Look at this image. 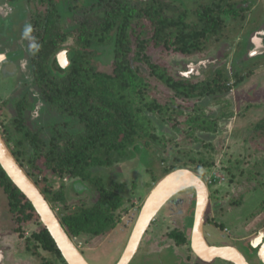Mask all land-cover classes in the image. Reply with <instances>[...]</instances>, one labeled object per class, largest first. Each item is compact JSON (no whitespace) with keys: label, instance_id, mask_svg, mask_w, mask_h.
<instances>
[{"label":"rangeland","instance_id":"rangeland-1","mask_svg":"<svg viewBox=\"0 0 264 264\" xmlns=\"http://www.w3.org/2000/svg\"><path fill=\"white\" fill-rule=\"evenodd\" d=\"M55 1L59 5L60 0ZM212 1L218 0H130L139 8L158 3L166 15L182 16L193 25L200 24V7ZM231 1L238 15H223L221 35L217 40L208 39L203 51L186 55L162 45L148 48L151 60L166 67L174 76L198 81L211 78L216 69H222L231 86L226 91L192 99L174 98L172 91L162 84H158L157 93L150 91L162 103H170L166 112L151 115L159 143L142 148L140 156L129 150L127 156L112 165L92 169L106 188L119 192L123 205L115 212L116 226L107 233L71 237L91 264L117 263L144 200L166 171L175 166L191 169L208 187L204 233L210 244L234 245L246 252L244 246L249 247L250 239L264 232V0ZM92 2L83 3L77 9L82 17L92 16L93 20H99L103 12H95L96 4ZM97 9H101L98 4ZM64 17L62 29L75 24V15L65 14ZM145 23L150 31L147 19ZM67 31L65 45L77 46V29L70 27ZM111 52L110 45H98L95 63L107 69L112 62ZM142 69L147 68L142 66ZM23 70H26L24 64ZM20 85L17 94L30 89L36 100V86L30 82ZM8 89V93L1 94L0 101L11 94L12 87ZM15 96L13 93L11 99ZM39 103L47 106L42 100ZM41 111L43 113L29 126L33 129L42 126L40 137L46 143L54 125L72 134L82 129L76 119L66 121L63 113ZM13 114L11 104L6 109L0 108V134L11 151H19L18 163L26 173H32L27 161L33 149L26 139L24 145L16 148L15 142L21 136L12 123ZM194 115L216 123L215 130L195 128L196 123L189 121ZM37 164L42 165L41 158ZM36 174L32 178L38 182L40 190L47 186L52 192L63 188L65 205L55 202L53 209L59 218L76 206L91 204L96 198V186L87 181L68 175L60 179L49 170L43 175ZM51 195L47 200L52 206ZM194 210L193 188L182 190L169 199L155 215L129 264H233L219 258L202 261L193 253L190 243L178 245L169 237L171 231L178 229L186 233L190 241ZM40 223L20 226L0 187V264H63L54 253L44 250L35 241L32 233ZM249 259L257 264L255 258Z\"/></svg>","mask_w":264,"mask_h":264},{"label":"trees","instance_id":"trees-1","mask_svg":"<svg viewBox=\"0 0 264 264\" xmlns=\"http://www.w3.org/2000/svg\"><path fill=\"white\" fill-rule=\"evenodd\" d=\"M91 1L101 7V18L93 20L89 16L93 22L80 30V47L72 48L70 67L62 71L60 78L48 79L43 89L45 109L54 114L57 112L56 115L63 113L66 121L76 119L82 125L81 131L72 134L54 125L46 143L40 137L43 127L33 129L21 125L24 119L16 126L21 136L15 142L16 148L24 145V139L28 141L33 153L27 162L30 168L38 171V175L49 170L60 179L68 175L96 186V198L91 204L76 206L60 216L70 237L82 234L100 236L116 226L115 212L123 205V198L116 190L106 188L92 169L112 165L127 156L129 150L140 156L142 148L159 143L151 115L166 112L170 103H162L159 97L150 93L151 90L157 93L158 84H162L172 91L174 98L192 99L223 92L231 86L222 69H216L211 78L198 81L172 75L166 67L151 60L147 52L150 45H162L186 55L199 53L204 50L208 39L217 40L221 35L223 15H238L231 0L202 5L199 25L187 23L182 16L166 15L158 3L139 8L130 0ZM48 16L52 19V13ZM145 19L149 21L150 31ZM98 45H110L112 49V62L107 69L94 61ZM53 50L55 53L57 48ZM39 72L43 74L44 67ZM189 121L196 123L195 128L215 130L216 123L200 115H194ZM12 154L19 161V151L12 150ZM40 158L42 165L37 164ZM177 168L180 166L165 174ZM33 170L32 173L36 174ZM32 173L28 171L27 174L32 178ZM0 187L20 226L39 222L32 204L1 165ZM51 190L50 186L41 189L46 199L52 194V208L55 202L65 205L63 188ZM32 235L44 250L54 253L63 264H67L42 223ZM169 237L178 245L189 243L188 235L178 229L171 231Z\"/></svg>","mask_w":264,"mask_h":264},{"label":"flooded vegetation","instance_id":"flooded-vegetation-1","mask_svg":"<svg viewBox=\"0 0 264 264\" xmlns=\"http://www.w3.org/2000/svg\"><path fill=\"white\" fill-rule=\"evenodd\" d=\"M67 1L66 3V0H60L59 5H57L55 0H0V55L3 57L0 59V96L2 97L3 95L1 94L8 93V88L12 87L11 94L3 97L0 101V108L6 109L9 104L13 105L12 123L15 127L22 122V119L24 121L21 125L31 127L29 126L31 121L36 120L43 113L41 110L45 109L39 103L42 100L46 104L43 93L45 82L48 79L60 78L59 75L62 74V71L70 67L72 48L80 47V44L78 42L75 47L65 45L69 34L67 30L70 27L76 28L79 38L80 30L90 26L91 22H93L89 16L82 17V13L77 9L83 3L84 5L88 3L86 0H82L81 3H78L81 0H76V3L73 0ZM93 2V4H96V7H94L95 12H99L101 9H97V3ZM50 13H52V19L48 16ZM65 14L69 17L75 15L76 20L74 25L65 26L62 29L61 21L62 18H65ZM94 20L97 19L94 18ZM27 24L32 25L33 32L31 36L35 37V42L40 46L39 50L34 53L29 47L31 41L23 35V30ZM54 48H57L55 53ZM62 50L66 52L67 67H62L58 62V54ZM94 56H97V50ZM23 64L25 71L23 70ZM41 67H44L45 72L40 75ZM40 76L41 78H39ZM22 82L24 84L30 82V84L38 88L36 100L30 89L25 90L26 92L24 91L23 93L21 90L17 94ZM13 93L16 96L11 99ZM27 116H29V119H27ZM244 248L246 252L239 250L249 262V258H255L257 264H263L258 258V248L253 249L250 246H244Z\"/></svg>","mask_w":264,"mask_h":264},{"label":"water","instance_id":"water-1","mask_svg":"<svg viewBox=\"0 0 264 264\" xmlns=\"http://www.w3.org/2000/svg\"><path fill=\"white\" fill-rule=\"evenodd\" d=\"M255 51H258L257 48ZM65 53V50H62L58 54V62L62 67L68 64ZM0 165L10 180L30 201L38 214L39 221L51 235L65 262L91 264L73 242L45 195L18 163L1 134ZM187 188H193L195 191L194 219L190 232V247L193 253L205 262L219 258L233 264H251L236 246L214 245L207 241L204 233V217L209 204V191L203 179L189 168H177L170 171L151 189L140 208L126 246L116 264L130 263L157 212L169 199ZM249 246L253 249L258 248V258L264 264V232L260 231L252 237Z\"/></svg>","mask_w":264,"mask_h":264},{"label":"clouds","instance_id":"clouds-1","mask_svg":"<svg viewBox=\"0 0 264 264\" xmlns=\"http://www.w3.org/2000/svg\"><path fill=\"white\" fill-rule=\"evenodd\" d=\"M33 32V27L31 24H27L23 30V35L25 38L29 39L31 41L29 47L30 49L33 51V53L35 51L39 50V44L35 42V37L31 36V33ZM2 55H0V59H2ZM67 67V65L65 66Z\"/></svg>","mask_w":264,"mask_h":264},{"label":"bare ground","instance_id":"bare-ground-1","mask_svg":"<svg viewBox=\"0 0 264 264\" xmlns=\"http://www.w3.org/2000/svg\"><path fill=\"white\" fill-rule=\"evenodd\" d=\"M1 256V255H0Z\"/></svg>","mask_w":264,"mask_h":264}]
</instances>
